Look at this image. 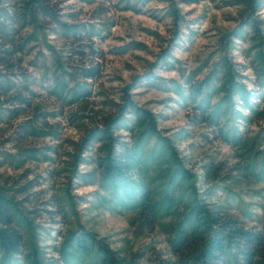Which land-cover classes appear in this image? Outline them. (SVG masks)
Masks as SVG:
<instances>
[{"label":"rangeland","instance_id":"obj_1","mask_svg":"<svg viewBox=\"0 0 264 264\" xmlns=\"http://www.w3.org/2000/svg\"><path fill=\"white\" fill-rule=\"evenodd\" d=\"M40 2L31 7L27 0H0V188L13 203L24 251L36 248L44 262L61 264L63 241L71 232H86L122 255L169 258L163 226L171 218L145 222L123 190L101 184L99 144L80 148L92 124L86 115L99 121L115 111L124 91L154 115L160 135L196 176L198 197L262 229L264 123L250 117L248 105L264 108V83L252 60L254 33L264 39V0ZM81 43L101 55L85 56L102 69L86 85L70 75L82 61L74 51ZM227 69L245 97L232 96L228 118H206L189 88L203 83L214 107ZM78 88L87 96L70 102L67 95ZM132 125L133 114L125 112L114 130L119 141L131 143ZM153 146L147 139L144 153ZM259 151V162L247 169V156ZM144 162L149 180L159 164ZM140 164L133 179L142 176ZM0 264L25 263L16 255Z\"/></svg>","mask_w":264,"mask_h":264},{"label":"trees","instance_id":"obj_2","mask_svg":"<svg viewBox=\"0 0 264 264\" xmlns=\"http://www.w3.org/2000/svg\"><path fill=\"white\" fill-rule=\"evenodd\" d=\"M27 4L33 7L41 5V2L27 0ZM31 7H25V11L30 12ZM254 34L253 70L259 81L264 83V39L258 32ZM74 51L82 61L72 67L70 75L78 77L84 85L86 81L96 80L102 72L99 61L84 58L90 54L100 58L98 49L81 43ZM227 70L225 79L217 88L223 95L214 107L209 104V95L204 94L206 87L203 83L189 88L193 100L200 97L198 108L207 112L206 118H228L227 114H231L232 110V96L240 92L245 97L242 85L235 81L229 69ZM87 92L86 88H78L67 95L68 100L83 101ZM124 92L122 103L116 105L117 109L102 114L99 121H95V116L86 115L92 124L84 129L80 148H85L93 142L99 144L98 150L101 154L97 159V166L101 184L112 192L117 188L123 190L124 194L132 199L131 204L145 222L148 219L150 222L154 221L161 216L171 218V221L163 226L170 256L162 261H142V255H122L89 233L71 232L59 248L61 264H264V227H246L214 203H206L200 199L196 176L185 170L172 141L160 135L154 115L137 107L127 92ZM248 108L251 118L262 120L264 123V108L254 109L250 105ZM125 112L133 114L130 144L119 141L114 134L116 125ZM260 133H263L264 140V128ZM258 137L259 134L254 142ZM149 138L154 139L155 146L146 155L144 145ZM260 154L259 151L255 158L247 156V169H252L255 163L259 162ZM153 159L159 166L148 180L149 166L144 161ZM139 163L142 176L133 179L131 173ZM143 178L148 182L143 181ZM131 184L136 190L132 192L129 188L126 192L125 186ZM13 208L11 198L0 188V261L21 255L25 264H51L44 262L36 248L31 247L24 251L23 234L16 226Z\"/></svg>","mask_w":264,"mask_h":264}]
</instances>
